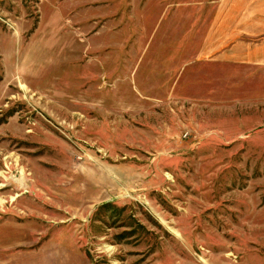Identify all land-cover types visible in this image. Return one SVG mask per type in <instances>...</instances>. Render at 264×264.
<instances>
[{"label": "rangeland", "instance_id": "rangeland-1", "mask_svg": "<svg viewBox=\"0 0 264 264\" xmlns=\"http://www.w3.org/2000/svg\"><path fill=\"white\" fill-rule=\"evenodd\" d=\"M0 264H264V0H0Z\"/></svg>", "mask_w": 264, "mask_h": 264}]
</instances>
